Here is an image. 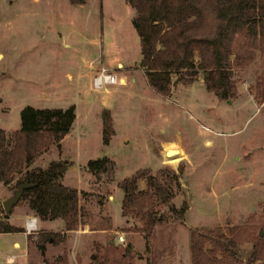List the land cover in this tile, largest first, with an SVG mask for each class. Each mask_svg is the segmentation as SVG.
<instances>
[{"label":"rangeland","instance_id":"obj_1","mask_svg":"<svg viewBox=\"0 0 264 264\" xmlns=\"http://www.w3.org/2000/svg\"><path fill=\"white\" fill-rule=\"evenodd\" d=\"M132 18L125 0H0V130L11 143L24 105L62 110L39 133L47 152L30 167L64 159L62 183L77 190L79 210L77 229L43 253L19 232L0 233V264L51 262L62 250L67 264H89L108 239L128 245L134 264H190L196 230L233 233L246 250L252 237L264 236V59L257 51L251 64L231 66L227 99L207 92L200 73L161 96L139 65ZM101 68L116 81L95 87ZM104 111L113 134L102 146ZM168 145L181 156L166 160ZM96 159L98 167H86ZM137 170L139 188L146 174L155 183L147 246L135 231L141 221L120 214L121 181ZM17 177L0 182V207ZM25 210V202L15 205L10 223ZM55 220L46 231L60 232ZM8 256L14 259L6 263Z\"/></svg>","mask_w":264,"mask_h":264},{"label":"trees","instance_id":"obj_2","mask_svg":"<svg viewBox=\"0 0 264 264\" xmlns=\"http://www.w3.org/2000/svg\"><path fill=\"white\" fill-rule=\"evenodd\" d=\"M125 1L133 10L131 25L138 37L139 65L146 82L161 96L168 94L172 83H190L200 73L207 92L227 99L234 91L231 66L251 64L257 51L264 59V0ZM260 95V103H264V93ZM61 114L57 107L24 105L19 109V126L11 134V143L7 144L0 130V182L8 183L18 175L15 188L24 181L31 184L15 205L23 201L35 218L62 222L60 232L39 229L25 233L26 241L42 253L46 243L65 242L64 233L77 229L79 222L78 192L62 183L68 163L56 159L30 167L47 152L39 133ZM100 133L102 146L108 144L113 133L106 111L102 113ZM102 161L88 160L86 167H98ZM141 177L142 172L137 170L121 181L120 214L141 221L135 231L143 234L147 246L155 221L150 199L155 183L153 176L146 174V185L139 188ZM23 231V227L9 223L0 207V233ZM110 241L106 240L101 256L90 255L89 264H134L128 245L122 247ZM250 245L249 250L239 246L233 233L227 231L196 230L190 242V264H264V236L258 233L250 239ZM40 264H67V252L62 250L56 259Z\"/></svg>","mask_w":264,"mask_h":264},{"label":"built area","instance_id":"obj_3","mask_svg":"<svg viewBox=\"0 0 264 264\" xmlns=\"http://www.w3.org/2000/svg\"><path fill=\"white\" fill-rule=\"evenodd\" d=\"M105 70L103 68H101L100 72L98 75H96L92 81H95V79L98 77L99 78V86L98 87H102V84L104 83H109V81L115 82L116 81V77L112 74H107L104 73ZM106 81V82H105ZM36 230V218L34 217H26L24 220V232L25 233H30V232H34ZM116 240L120 243L123 240V237L121 235H117ZM13 256H9L7 258L8 262H12L13 261Z\"/></svg>","mask_w":264,"mask_h":264},{"label":"crops","instance_id":"obj_4","mask_svg":"<svg viewBox=\"0 0 264 264\" xmlns=\"http://www.w3.org/2000/svg\"><path fill=\"white\" fill-rule=\"evenodd\" d=\"M79 190V189H78ZM26 217H34L28 210H25V211H23L21 214H18L17 215V219H19L20 220V223H18V224H13V223H10V219H8V221H9V223L10 224H12V225H14V226H17V227H23L24 228V220H25V218ZM35 218V217H34ZM56 220H53V221H46V220H40V219H37L36 218V228H37V231H39V229L40 230H46L49 226H51L52 224H53V222H55ZM39 222V226L37 225V223ZM60 223V222H59ZM36 231V230H35ZM75 232V231H74ZM6 233H13V232H6ZM21 235H24V237H25V243H26V245H27V241H26V235H25V232L23 231L22 233H20ZM12 245H13V247H15V246H17L18 245V243L17 242H13L12 243ZM9 257V256H8ZM7 257V258H8ZM7 258H6V263H7Z\"/></svg>","mask_w":264,"mask_h":264},{"label":"water","instance_id":"obj_5","mask_svg":"<svg viewBox=\"0 0 264 264\" xmlns=\"http://www.w3.org/2000/svg\"><path fill=\"white\" fill-rule=\"evenodd\" d=\"M31 187V184L24 181L21 184H19L15 190H13L12 194L5 198V200L2 201L1 207L3 210V213L6 214L10 211L11 207H13L18 199L21 197V193L24 189ZM261 234V232H259ZM112 241H110L111 243Z\"/></svg>","mask_w":264,"mask_h":264},{"label":"bare ground","instance_id":"obj_6","mask_svg":"<svg viewBox=\"0 0 264 264\" xmlns=\"http://www.w3.org/2000/svg\"><path fill=\"white\" fill-rule=\"evenodd\" d=\"M98 81H99L98 77L95 79V81H93L95 87L99 86L100 83ZM120 82H121V79H120ZM109 83H113V82L109 81ZM165 148L166 149L164 150V158L166 160L170 161V159H172L174 157L181 156V151L179 149L175 148L174 146L168 145Z\"/></svg>","mask_w":264,"mask_h":264}]
</instances>
